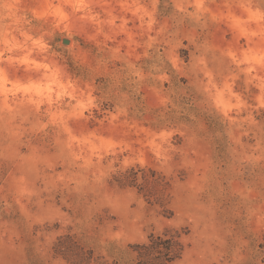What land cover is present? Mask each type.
<instances>
[{
	"label": "rangeland",
	"instance_id": "1",
	"mask_svg": "<svg viewBox=\"0 0 264 264\" xmlns=\"http://www.w3.org/2000/svg\"><path fill=\"white\" fill-rule=\"evenodd\" d=\"M264 264V0H0V264Z\"/></svg>",
	"mask_w": 264,
	"mask_h": 264
},
{
	"label": "trees",
	"instance_id": "2",
	"mask_svg": "<svg viewBox=\"0 0 264 264\" xmlns=\"http://www.w3.org/2000/svg\"><path fill=\"white\" fill-rule=\"evenodd\" d=\"M177 241L173 237L163 238L160 235H149V242L142 243V255L148 256L155 261L153 264H165L179 256V251L175 247Z\"/></svg>",
	"mask_w": 264,
	"mask_h": 264
}]
</instances>
